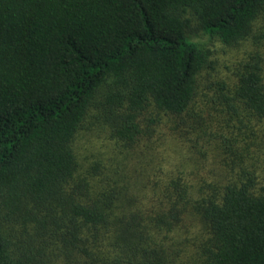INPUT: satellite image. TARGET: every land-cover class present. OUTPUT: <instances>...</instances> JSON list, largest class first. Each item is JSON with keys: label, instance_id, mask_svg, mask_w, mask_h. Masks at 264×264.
<instances>
[{"label": "trees", "instance_id": "obj_1", "mask_svg": "<svg viewBox=\"0 0 264 264\" xmlns=\"http://www.w3.org/2000/svg\"><path fill=\"white\" fill-rule=\"evenodd\" d=\"M262 13L264 0H0V264H264L260 56L193 106L211 67L196 35L234 45ZM160 116L219 140L209 180L119 172ZM89 124L125 149L83 169ZM184 220L199 244L183 263Z\"/></svg>", "mask_w": 264, "mask_h": 264}, {"label": "rangeland", "instance_id": "obj_2", "mask_svg": "<svg viewBox=\"0 0 264 264\" xmlns=\"http://www.w3.org/2000/svg\"><path fill=\"white\" fill-rule=\"evenodd\" d=\"M195 40L203 43L208 50L211 67L201 73L194 107L208 101L211 96L207 90L208 84L221 79L232 83L236 79L240 63L248 55L258 54L264 63V13L253 22L246 38L237 44L225 45L216 36L202 33L197 34ZM206 115L207 111L201 113L205 119H207ZM160 117L162 124L159 128L153 126L156 132L152 135L149 147H146L145 143L128 157L122 159L123 155L119 156V160L122 159V165L117 166V169L120 168L119 172L131 177L135 174L143 175V168L151 180L181 176L184 181L193 185L201 184L202 180H209L210 169H218V162L223 157L218 149L219 140L214 139L207 144L206 138L204 141L200 139L196 130L177 127L174 122L169 121L170 117ZM85 128L76 141V151L83 169L94 163L104 166L117 152H124L125 148L123 149L120 144L116 145L112 135L106 133V129L103 130L99 124H89ZM206 132L208 135L217 132L224 136H238L236 138L238 143L241 138L249 143L248 137L239 135L235 129L228 132L213 125ZM247 135L250 136V132ZM216 155H219V158H216ZM97 179H99L98 176ZM198 231L196 221L184 220L178 234L179 239L174 237L177 240L176 244H179L180 259L183 263L198 249L199 243L195 239Z\"/></svg>", "mask_w": 264, "mask_h": 264}]
</instances>
